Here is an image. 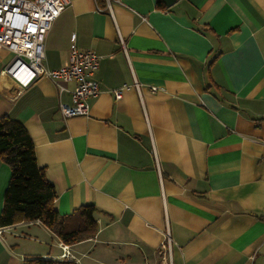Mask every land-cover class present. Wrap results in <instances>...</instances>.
<instances>
[{"label": "crops", "instance_id": "0c3cea01", "mask_svg": "<svg viewBox=\"0 0 264 264\" xmlns=\"http://www.w3.org/2000/svg\"><path fill=\"white\" fill-rule=\"evenodd\" d=\"M109 1L98 13L105 0H74L44 37L46 71L72 36L97 55L86 116L64 119L70 94L47 78L21 88L2 74L12 55L0 47V118L28 133L56 211L90 204L97 224L72 246L14 224L0 264H167L166 233L170 264H264V0ZM9 178L0 161V212Z\"/></svg>", "mask_w": 264, "mask_h": 264}, {"label": "built area", "instance_id": "2783aa9c", "mask_svg": "<svg viewBox=\"0 0 264 264\" xmlns=\"http://www.w3.org/2000/svg\"><path fill=\"white\" fill-rule=\"evenodd\" d=\"M74 0H0V47L10 52L11 61L2 69V74L11 78L21 88H27L37 79L44 77L58 87L60 92L70 94L71 104L60 105L64 119L86 116L88 100L98 94L97 83L93 74L98 66V57L92 51H79L74 45V36L67 60L54 71H46L42 65L44 37L51 24ZM104 8H97L98 13L110 12V1L105 0ZM60 82H73L71 91ZM135 87L137 85L135 84ZM114 91L116 100L121 99V90ZM154 90V89H152ZM10 226L0 228V234ZM171 239L166 233L159 245L162 261L171 263ZM64 256L68 253L62 247Z\"/></svg>", "mask_w": 264, "mask_h": 264}, {"label": "trees", "instance_id": "16d2710c", "mask_svg": "<svg viewBox=\"0 0 264 264\" xmlns=\"http://www.w3.org/2000/svg\"><path fill=\"white\" fill-rule=\"evenodd\" d=\"M156 7L167 9L160 0H157ZM0 161L10 170L0 212V227L38 222L68 246L95 236L97 224L94 206H81L69 215H60L56 211L53 186L46 180L44 168L36 163L34 146L28 133L19 121L8 117L0 118ZM22 264L75 263L28 259Z\"/></svg>", "mask_w": 264, "mask_h": 264}, {"label": "water", "instance_id": "95a60500", "mask_svg": "<svg viewBox=\"0 0 264 264\" xmlns=\"http://www.w3.org/2000/svg\"><path fill=\"white\" fill-rule=\"evenodd\" d=\"M165 6L170 7L175 4L176 0H160Z\"/></svg>", "mask_w": 264, "mask_h": 264}]
</instances>
